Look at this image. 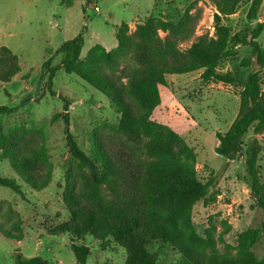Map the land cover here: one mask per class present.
<instances>
[{
  "label": "trees",
  "instance_id": "obj_1",
  "mask_svg": "<svg viewBox=\"0 0 264 264\" xmlns=\"http://www.w3.org/2000/svg\"><path fill=\"white\" fill-rule=\"evenodd\" d=\"M207 1L216 11L214 32L195 37L186 49L180 45L191 40L198 19L189 11L177 21L148 16L132 32L127 23H121L114 30L112 47L96 43L85 53L84 38L79 34L55 50L54 55L60 56L58 65L51 66L52 57L42 64L50 96L56 95L53 78L61 69L105 96L120 115L114 129L116 143L93 134L92 150L87 155L69 132V102L61 98L64 140L75 170L69 168L66 173L64 195L71 218L53 227V234L91 236L98 241L110 238L124 249L123 264H159L161 250L169 246L181 255L179 264H264V257L253 253L256 245L264 250V180L257 167L258 148H247L244 164L254 207L263 219L257 227L239 233L233 246L224 241L230 230L225 225L218 236L223 244L221 253L216 249L213 228L205 229L192 221L195 205L207 206L215 199L210 191L212 180L202 182L197 177L196 154L176 132L151 120L161 105L159 88H166V76L201 71L199 78L205 83L237 86L236 78L230 72L220 73L218 66L235 58L240 46L250 48V56L240 63L242 68L249 67L251 58L264 68V50L257 41L264 24H257L249 36L233 33L222 20L234 15L242 0ZM260 4L261 0H251L248 20L256 18ZM19 71L17 56L0 47V83H9ZM260 74L254 71L246 75L238 92L236 117L226 132L215 134L214 152L220 157L231 159L241 152L242 139L250 129L254 135L264 134ZM13 111L0 107V115ZM44 162V152L30 149L27 154L14 155L12 168L23 183L40 190L48 183V174L40 169ZM0 186L22 196L13 179L0 176ZM71 251L76 264H85L90 254L86 246L71 245ZM14 264L48 263L38 256L25 258L16 253Z\"/></svg>",
  "mask_w": 264,
  "mask_h": 264
},
{
  "label": "rangeland",
  "instance_id": "obj_2",
  "mask_svg": "<svg viewBox=\"0 0 264 264\" xmlns=\"http://www.w3.org/2000/svg\"><path fill=\"white\" fill-rule=\"evenodd\" d=\"M90 1V3H89ZM251 0H242L234 15L222 24L233 33L248 35L257 24H264V0L254 20L246 18ZM189 11L198 16L194 35L180 45L189 47L200 35L212 36L213 4L207 0H0V47H6L19 59L20 71L9 83H0V107L13 109L0 115V176L16 181L22 196L0 186V264H14L15 254L25 258L41 257L48 264H76L71 245L86 246L90 254L85 264H123L125 251L110 238L98 241L91 236L53 234V227L68 222L70 207L65 201L66 173L75 170L64 140L62 97L69 102L67 115L69 132L78 148L90 155L92 136L116 143L115 132L120 115L110 101L73 74L58 70L53 78L50 96L43 76L42 64L52 57L51 66L60 62L55 50L65 41L82 34L83 53L96 43L114 45V30L127 23L129 32L150 16L177 21ZM161 36H163L161 34ZM258 43L264 50V29ZM233 59L218 66L220 73L230 72L237 86L205 83L201 71L166 76V88L160 87L161 105L151 120L176 132L196 154V174L202 182L212 180L215 196L207 206H194L192 221L203 228H213L216 249L223 252L218 236L230 227L224 237L226 244L235 245L236 236L247 228H255L263 219L254 207L245 170V151L257 147V167L264 180V134L254 135L252 129L242 139L241 152L225 159L214 152L216 133H224L236 117L238 92L246 75L261 71L264 89V68L251 58L249 67L240 63L250 56V48L240 46ZM58 115L54 118V116ZM255 141V143H254ZM30 149L44 152L40 169L47 173L48 183L40 190L23 183L12 168L14 155H24ZM13 151V154L10 152ZM17 157V156H16ZM43 176V175H42ZM158 247L155 246L154 250ZM159 264H179L181 255L172 247L161 250ZM253 253L264 257L262 245Z\"/></svg>",
  "mask_w": 264,
  "mask_h": 264
}]
</instances>
